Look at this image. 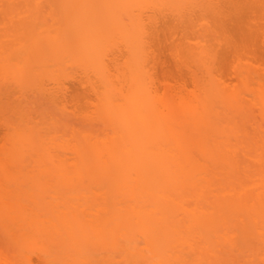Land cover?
<instances>
[{"label":"rangeland","instance_id":"obj_1","mask_svg":"<svg viewBox=\"0 0 264 264\" xmlns=\"http://www.w3.org/2000/svg\"><path fill=\"white\" fill-rule=\"evenodd\" d=\"M95 2L108 20L121 19L119 30L93 49L88 43L76 49L75 39L73 56L65 57L58 44L40 38L64 35L90 12L85 0H0V103L7 107L0 109V196L14 203L5 211L0 200V264H264V71L235 78L228 58L223 83L204 73L199 51L209 35L195 6L204 0ZM186 11L192 24L171 30ZM141 18L154 25L148 31L158 74L185 84L180 97L148 103L142 95L133 72L139 33L133 24ZM98 53L112 72L113 58L120 84L98 72ZM44 58L46 88L56 86L51 77L63 80L67 73L82 76L84 86L66 79L67 94L95 87L98 96L91 91L80 107L64 110L44 94L34 96L27 75ZM150 156L143 178L161 181L159 189L123 197L122 191L135 190L127 178L136 175L119 174ZM103 166L115 171L108 182ZM157 202L175 206V222L162 223L171 213L159 214ZM48 203L86 220L65 232L23 235L26 219ZM200 215L203 224L191 225Z\"/></svg>","mask_w":264,"mask_h":264},{"label":"bare ground","instance_id":"obj_2","mask_svg":"<svg viewBox=\"0 0 264 264\" xmlns=\"http://www.w3.org/2000/svg\"><path fill=\"white\" fill-rule=\"evenodd\" d=\"M226 3L229 4L227 5ZM87 4L89 6L90 12L83 18L75 19L71 26L66 29L64 35H62L60 38L40 39L47 44H58L60 46L59 50L61 51V53H63V55L67 57L68 55L73 56L71 54L72 52L69 49L73 46L72 43L75 41V39H77V43L75 44L76 49L80 48L83 43H88L93 49L98 47L106 39L109 40L111 39V37H114L112 36V34L115 33L116 30H119L121 19L115 20L113 18L111 20H108V13L106 11V8L103 7L102 9H100V11H98L96 9L98 5L96 4L95 0H85V5L87 6ZM195 6L199 9L198 11L200 12L197 17V22L201 23L202 21H204L206 34L209 35L208 44L199 51V59H201V65L203 66L204 73L208 74L209 77H211L212 80H215V82H217L218 84H221L224 82L223 78L225 77L224 79H226L227 77L226 69H224L226 67L222 68L226 64H230V66L233 68V75L238 79L241 78L243 71H250L253 69L264 71V0H252L251 2L249 0H204L203 3ZM178 9L179 8H176V10ZM188 11L192 12L193 7H190ZM184 16L185 18H188L187 20L189 22H186V19H182L184 18ZM179 18L180 20L174 19V25L170 24L169 28L171 30L181 27V24L183 25V30H185L187 25L190 26L192 24V21L189 20V15L188 17L186 15H183L182 17L179 16ZM139 20L140 22L138 24L136 22L135 24H133L136 29L139 28V33L137 35L135 34L138 54L136 55V69H134L133 72L134 75H136L135 78H138V80L140 81L142 95L147 98L148 103H153V100L156 101L163 98L180 97L182 91L185 89V84H183L184 82L174 84L170 81L169 76H167L166 74H158V57L154 53V48L152 47L153 39L149 35L148 31V27L150 25L145 23L142 18ZM115 23L118 24V28H115ZM153 27L154 25H151L149 29ZM111 30H113L114 32L112 33ZM16 33L18 34L17 31ZM15 38L19 40V35H16ZM173 46L176 49L175 56L178 57L177 55H179V49L177 51V47L179 46V44L173 43ZM54 53H56V51H53V54ZM65 54H67V56ZM103 55L104 54L102 53H98L97 55L95 54V57L98 61V72H100L102 77H105L110 82V84L113 83V81H116L118 84H120L121 79L116 73L119 68L116 66V63L113 62V58H109L110 64L113 69L112 72L110 65H108L103 60ZM52 56L54 57V61L56 62H60L62 60V56ZM228 58L232 59L231 63L226 62L225 64L224 61ZM47 66L48 58H44L38 61V65L32 64L29 68L27 80L32 83L34 82L35 84V87L33 89L30 88L31 93L34 96L37 97L39 93L44 94L45 96H47V98L52 99L54 103H60L58 106L60 110H64L67 105H71L77 109L78 107H80L82 99H84L86 95H88L91 91L93 92V94H96L98 96V91L95 87H92L91 90L89 89L88 91L85 90L82 92H76L74 94H67L68 90L64 85V81L66 79L77 82L80 87L83 86L82 76L77 79L76 76L68 75L67 73H65L63 80H59L58 77H51L50 79L53 80V83L56 86L46 88L43 82L45 77L43 78V76H45L46 74ZM223 70H225V73ZM213 72H215V75L213 74ZM195 83L196 85L201 84V80L197 78L195 80ZM117 88L120 89V85H117ZM6 108V103H0V109ZM131 144L132 141L130 142V145ZM138 148L142 150V144H140ZM112 149L113 148H111V151H113ZM182 151H184L186 154L190 153L189 147L187 146L185 147V150L183 149ZM148 153L149 155H152L151 152ZM152 159L153 157L150 156L146 157L142 161L136 160L135 163L137 164L135 165L133 170H131V173H129L128 171L121 172L119 174L121 178L126 176L127 174L132 173L136 175V177L134 178H127V180H130L131 185H133L132 187H135V190L129 189L125 192L122 191L123 197H126L127 195L129 196V194L132 193H136V197L140 199L141 197H145V195L143 194V189L149 191L154 188H156V190L159 189L158 185L161 181H158V179L156 180L154 178H143L149 171V166L153 165ZM103 170L105 174H107L105 176L107 182L108 176L112 178L116 176L114 174L115 171H113L114 169L103 166ZM85 171L88 172V170ZM172 171L174 173V170ZM171 178L172 186H177L173 174L171 175ZM232 187L234 188L235 186ZM235 188H237V190H235L237 193H234L237 195L234 194V197L237 200H241V194L239 193L240 190L238 189L239 187L236 186ZM11 197L12 199H14V196ZM234 197L232 195V198ZM8 198L9 197L0 196V200L5 201V211L14 209V203L7 201ZM201 198L205 199L204 196ZM50 204L48 205L49 207H45V209L42 211V214L37 215V213H34L33 216L31 214L30 217L26 219L29 221L26 222L29 225L28 229L25 230L29 232H25L23 235H27V233H29V235H46L55 232H65L73 223L79 227L82 225V222L86 220L83 214L75 215L72 214V212L67 211L66 209H63L64 211L60 210L59 207L58 210L57 207H55L54 203H52L53 207H50ZM179 204L180 202L177 203V207ZM225 208L227 209L226 212H229L228 209L230 207L227 208L225 207V205L221 206V210L224 211ZM174 209V205L167 204L166 202H157L156 211H158L159 214L167 213L166 210H169V212L171 213L166 214L170 216L165 218L162 223L172 224L176 221V216L173 214ZM189 211L190 215L194 214L193 209L186 212L189 214ZM11 212L12 211H10L9 213ZM142 212L145 217H151L150 212H146L145 210H143ZM154 213L156 212L154 211ZM174 213H176V211ZM230 214L233 215L232 212H230ZM203 216L204 215L193 217L192 221H190V224L202 225L205 219ZM27 262L28 264H30V259H27Z\"/></svg>","mask_w":264,"mask_h":264}]
</instances>
